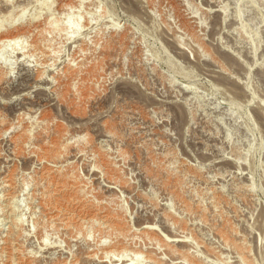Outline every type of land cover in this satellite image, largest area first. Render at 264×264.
<instances>
[{
  "label": "rangeland",
  "instance_id": "rangeland-1",
  "mask_svg": "<svg viewBox=\"0 0 264 264\" xmlns=\"http://www.w3.org/2000/svg\"><path fill=\"white\" fill-rule=\"evenodd\" d=\"M117 254L264 264V0H0V264Z\"/></svg>",
  "mask_w": 264,
  "mask_h": 264
},
{
  "label": "bare ground",
  "instance_id": "bare-ground-1",
  "mask_svg": "<svg viewBox=\"0 0 264 264\" xmlns=\"http://www.w3.org/2000/svg\"><path fill=\"white\" fill-rule=\"evenodd\" d=\"M13 25H15V23L11 24L10 27H12ZM21 37V35H16L12 38H9L8 41L12 42V41H16L17 39H19ZM123 254V253H121ZM121 254H117L116 258H110V261L107 263L105 262V264H133L131 262H127L124 260L123 256ZM113 257V256H112Z\"/></svg>",
  "mask_w": 264,
  "mask_h": 264
}]
</instances>
